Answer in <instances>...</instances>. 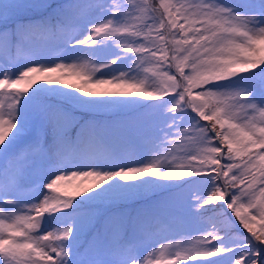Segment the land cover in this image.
I'll list each match as a JSON object with an SVG mask.
<instances>
[{
    "label": "snow or ice",
    "instance_id": "obj_1",
    "mask_svg": "<svg viewBox=\"0 0 264 264\" xmlns=\"http://www.w3.org/2000/svg\"><path fill=\"white\" fill-rule=\"evenodd\" d=\"M0 264H264V0H0Z\"/></svg>",
    "mask_w": 264,
    "mask_h": 264
}]
</instances>
